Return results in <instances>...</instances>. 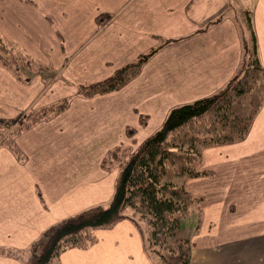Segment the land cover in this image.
<instances>
[{"label": "crops", "instance_id": "crops-1", "mask_svg": "<svg viewBox=\"0 0 264 264\" xmlns=\"http://www.w3.org/2000/svg\"><path fill=\"white\" fill-rule=\"evenodd\" d=\"M30 1L0 0V34L39 68L74 87L102 80L163 40L171 41L119 90L88 98L74 94L67 108L53 118L15 135L23 161L2 143L6 133L0 132V247L22 253L52 224L106 204L117 169L102 168L105 154L119 146L132 152L159 128L171 107L222 88L235 74L242 55L239 29L220 11L229 0ZM100 14L110 16L101 27L96 23ZM215 18L220 19L201 31ZM251 24L264 67V0H254ZM51 87L42 74L21 82L0 65V118L57 100ZM261 121L264 101L253 125ZM127 127L135 130L133 139L126 136ZM206 149L236 155L227 160L226 175L221 164L210 159L203 163L206 168L215 166L220 178L230 183L234 175L230 173L238 170V164L257 160L258 152L264 151V131L251 128L240 141ZM208 178L185 181L186 189L205 202L201 206L204 223L199 228L202 224L206 232L198 234L204 242L197 251L202 264H264V196L242 194L238 184L224 193L221 179ZM233 201L240 204L235 217L226 207ZM95 237L86 250L62 252L59 263L149 264L130 221L96 230ZM194 263L192 257L190 264ZM0 264L20 261L0 255Z\"/></svg>", "mask_w": 264, "mask_h": 264}, {"label": "trees", "instance_id": "trees-1", "mask_svg": "<svg viewBox=\"0 0 264 264\" xmlns=\"http://www.w3.org/2000/svg\"><path fill=\"white\" fill-rule=\"evenodd\" d=\"M109 19L110 16L100 14L96 23L101 27ZM219 19H211L201 31ZM248 20L251 45L242 51L235 74L222 88L209 96L171 107L159 128L132 152L116 147L106 153L102 168L117 169L113 194L106 204L90 206L46 228L27 248L26 258L25 252L7 247H0V255L16 258L20 264H60L58 258L62 252L72 248L86 250L96 242V230H108L128 220L136 228L143 253L147 260L151 259V264H190L193 243L181 237L179 231L184 220L194 212L192 228L196 233L202 210L198 205L201 198L186 189L184 180L212 175L211 170L199 169L203 149L244 139L263 106L264 67L258 56L251 20ZM169 41L163 40L102 80L79 85L76 95L88 98L119 90ZM0 65L11 70L21 82L31 80L30 74L27 77L22 74L36 66L28 54L1 34ZM70 99V96L64 97L13 118H0L1 127L13 129L2 143L23 161L14 144L15 135L39 121L50 120L67 108ZM140 124L145 121L140 120ZM125 133L132 138L135 130L127 127Z\"/></svg>", "mask_w": 264, "mask_h": 264}, {"label": "rangeland", "instance_id": "rangeland-1", "mask_svg": "<svg viewBox=\"0 0 264 264\" xmlns=\"http://www.w3.org/2000/svg\"><path fill=\"white\" fill-rule=\"evenodd\" d=\"M222 3H223V1H222ZM214 4L215 3H213V10L212 11H215L214 10L215 9L214 8ZM200 8H202V6ZM216 9H217V7H216ZM198 10L201 12V9H198ZM253 10H254V0H229L228 1V5L220 10V11H223V13L226 16L231 17V19L237 25V27L239 29V32H240V37H241V42H242V51L243 52L245 51V49H246L245 47L246 46H248V45L250 46L251 45V42H250L251 35H250L248 18H250V20H251V18L253 16ZM212 11H211V13H212ZM29 72L28 71L27 72L24 71L23 74H22L23 77H27L28 74H30L31 77L34 76V75L42 74L44 82H46V84L52 85V87H51L52 90H53L52 93L55 94L56 96H58V99L55 100V101H52V102H57L60 99H63L64 97H69V96L71 97L74 94L76 95L77 87L79 86V84L74 87V86H72L73 85L72 83H70L68 81H64V80L58 79V76H54L51 72H49L47 70H43V69L39 68V66H37V65L34 66L32 68V70L29 71ZM60 83H63V84H60ZM89 83H92V82H88V83H84V84H89ZM52 102H50V103H52ZM47 104H45V105H47ZM40 107H42V106L36 107L34 109H37V108H40ZM30 109H33V108H30ZM30 109H28V110H30ZM28 110L20 112V113L14 115V117L18 116L19 114L26 113ZM11 118H13V117H11ZM143 119L144 118L140 117L139 118V123H140V120H143ZM251 128H253L254 131L255 130L264 131V122H262V121L261 122H256V123H254V125L252 123L249 131H251ZM8 129H10V130H8ZM11 130H13L12 127L11 128H7V129L4 128V127L0 128V132H2V133L5 132L6 135L9 132H11ZM0 135H1V133H0ZM132 139H133V137H132ZM132 139H131V142H132ZM214 146H219V145L208 146V147H205L203 149V160H202V163H201V166H200L199 169L200 170L208 169V170L213 171L212 175H210V176L206 175V177H211V179L208 178L209 180H218L219 181L221 179L220 176H222L221 172L217 173L216 170L213 169L215 167L213 165L208 167V168L203 167L204 166L203 163H205L204 161L205 160L207 161V159H210V160L213 161V164H217V163L221 164L220 168L223 169V172L226 175L227 172H228L227 171V165H226L227 163L226 162L230 158L233 160V158L236 157V155H234L233 152H230V150H224L223 153H219L218 150L215 151V150H212V149H209L207 151L206 148L214 147ZM119 147H122V149L126 153L127 152L130 153L128 148H125L123 146H119ZM216 152H218L219 154H217ZM258 153H259V157H257L258 158L257 160H254L255 159L254 158L252 160L243 161V162L240 163V165L238 164V170L235 171V172L230 173L231 175L234 174L233 178L231 180H229L230 183H228V180L226 182L225 178L220 180V182H221L220 186L221 185L225 186V188L223 187L224 188V193H226V190L229 192L230 188H231V190L232 189L234 190L235 186L238 184L240 186V190H241L242 194H252L253 193V194H258V195H263L264 196V151H260ZM237 162H235V163H237ZM245 162H248V163L245 166H243L242 163H245ZM222 163H225V164L222 165ZM245 167H247L248 170L243 171L241 168H245ZM187 179L188 178H186L184 181H186ZM231 184H234V185H231ZM243 184H245V185H243ZM198 198H201V197H198ZM202 199H203V197L201 198V201H203ZM200 202H199L198 205H199L200 211H201L202 210L201 206L205 202H201V203ZM239 205L240 204L235 203V201L227 202L226 203V207H227V209L229 211L227 213L233 214V217L237 216V214H238L237 211H239ZM126 211L130 212V209H127ZM193 213H191V215H190V217L188 219L184 220L183 229H181L179 231V235L181 237L189 238L190 241L193 243V247H192L193 248L192 249L193 250V255H192V257H194V262H195L194 264H202L203 260L201 258H199V254L197 253V251L199 250L198 246L202 245V243L204 241H203L202 236H200L198 234L201 233V230H203L204 233L206 231L204 229H202L203 225L201 224L198 233L194 234L195 230L192 228V224L195 222L196 216H194ZM203 221L204 220L202 218L201 223H204ZM140 224H141V226L143 228H146V225L143 222H141ZM233 233H236V232H233ZM140 241H141V239H140ZM215 241L217 243L216 245L219 246L218 241L217 240H215ZM192 250H191V252H192ZM194 253H195V256H194ZM23 257L26 258L27 257V253H25L23 255ZM146 260H147V258H146ZM149 260H151V259H149ZM149 260H147V261H148L149 264H151L149 262Z\"/></svg>", "mask_w": 264, "mask_h": 264}]
</instances>
